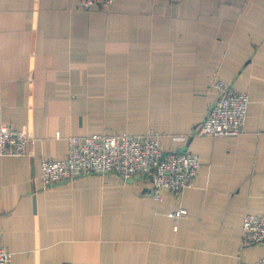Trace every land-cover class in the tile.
I'll return each mask as SVG.
<instances>
[{
	"label": "crops",
	"instance_id": "crops-1",
	"mask_svg": "<svg viewBox=\"0 0 264 264\" xmlns=\"http://www.w3.org/2000/svg\"><path fill=\"white\" fill-rule=\"evenodd\" d=\"M219 79L245 92L237 136L193 135ZM26 152L0 155V241L10 264H256L246 214L264 215V0H0V127ZM158 132L201 167L181 194L89 173L43 187L42 158L67 138ZM184 210L180 217L173 212Z\"/></svg>",
	"mask_w": 264,
	"mask_h": 264
},
{
	"label": "built area",
	"instance_id": "built-area-1",
	"mask_svg": "<svg viewBox=\"0 0 264 264\" xmlns=\"http://www.w3.org/2000/svg\"><path fill=\"white\" fill-rule=\"evenodd\" d=\"M114 0H77L78 7L108 9ZM217 97L193 135L221 137L237 136L244 130L249 105L245 92L219 79L212 81ZM27 134L24 129L0 127V155L22 156L26 152ZM67 154L54 160L42 158L40 172L43 187H50L79 176L114 174L124 182H150V193L161 198L164 193L181 194L193 185L201 167L196 154L188 150L166 151L160 134L153 129L145 133L94 132L67 138ZM184 210L173 212L175 218ZM243 245L264 243V215L246 214L241 225ZM13 253L0 241V264H10ZM256 264H264V257Z\"/></svg>",
	"mask_w": 264,
	"mask_h": 264
}]
</instances>
